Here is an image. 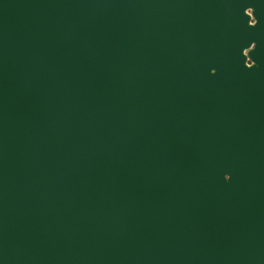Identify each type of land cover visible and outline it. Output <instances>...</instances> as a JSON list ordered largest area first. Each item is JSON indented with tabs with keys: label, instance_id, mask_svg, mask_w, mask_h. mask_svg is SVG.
<instances>
[{
	"label": "water",
	"instance_id": "obj_1",
	"mask_svg": "<svg viewBox=\"0 0 264 264\" xmlns=\"http://www.w3.org/2000/svg\"><path fill=\"white\" fill-rule=\"evenodd\" d=\"M0 264H264V0H0Z\"/></svg>",
	"mask_w": 264,
	"mask_h": 264
},
{
	"label": "bare ground",
	"instance_id": "obj_2",
	"mask_svg": "<svg viewBox=\"0 0 264 264\" xmlns=\"http://www.w3.org/2000/svg\"><path fill=\"white\" fill-rule=\"evenodd\" d=\"M248 10H251V8H249V7H247V8H245L244 9V12H246V14L248 15V13H247V11ZM248 17H249V19H250V16L248 15ZM251 24V23H250ZM253 47H254V45L252 44L251 45V47H248V48H244V49H242V54L244 55V57H245V59H244V65H246V66H249V67H255L256 66V64L255 63H252L251 65H248L247 64V62H248V52H249V50H251V49H253Z\"/></svg>",
	"mask_w": 264,
	"mask_h": 264
},
{
	"label": "rangeland",
	"instance_id": "obj_3",
	"mask_svg": "<svg viewBox=\"0 0 264 264\" xmlns=\"http://www.w3.org/2000/svg\"><path fill=\"white\" fill-rule=\"evenodd\" d=\"M247 13H248V15L250 16V19L252 18V22H254L255 20L253 19V17H252V10H248L247 11ZM251 21H250V23H252ZM253 24V23H252ZM249 65H251V60H250V58H249V56H248V62H247Z\"/></svg>",
	"mask_w": 264,
	"mask_h": 264
},
{
	"label": "flooded vegetation",
	"instance_id": "obj_4",
	"mask_svg": "<svg viewBox=\"0 0 264 264\" xmlns=\"http://www.w3.org/2000/svg\"><path fill=\"white\" fill-rule=\"evenodd\" d=\"M246 13V12H245ZM250 21L252 22V18L251 19H249V23H250ZM256 22V20L254 21V22H252L253 24ZM251 23V24H252ZM248 64V63H247ZM252 64V63H251ZM249 65V64H248Z\"/></svg>",
	"mask_w": 264,
	"mask_h": 264
}]
</instances>
